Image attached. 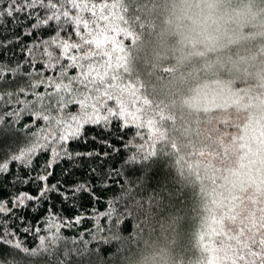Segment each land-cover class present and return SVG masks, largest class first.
I'll return each mask as SVG.
<instances>
[{
	"label": "trees",
	"instance_id": "obj_1",
	"mask_svg": "<svg viewBox=\"0 0 264 264\" xmlns=\"http://www.w3.org/2000/svg\"><path fill=\"white\" fill-rule=\"evenodd\" d=\"M7 2L0 0V7ZM171 3L172 0H111L105 8L102 43L115 73L113 83L121 93L128 90L130 95L124 100L131 105L127 110L138 112L139 104L145 114L135 122L123 114L129 125L123 131L122 122L115 119L107 131L85 126L89 135L109 139L116 151L109 149L111 155L99 162L94 157H77L71 162L79 165L73 167L75 180L94 167L123 170L133 182L129 185L133 194L126 195L124 177L113 173L106 186L97 185L94 189L98 197L95 201L86 196L78 202L64 203L52 194L51 213L48 202L35 210L29 202V209L19 211L25 217L23 226H19L17 217L6 228L9 239L4 243L12 245V264H133L140 250L159 241L161 233L170 264H219L214 248L229 231L223 225L230 221L232 209L242 203L234 194L246 192L251 186L236 187L226 178L233 170H224L231 168L239 156V162L248 163L252 160L249 152L264 146V0H230L231 6L247 7L251 13L241 25L237 24L242 37L237 31L231 36L238 34L236 39L217 44L221 48H216L217 39L214 48L200 46L195 52L178 50L177 37L169 26ZM31 23L24 16L0 19V39L8 40L7 46L0 48L4 65L11 61L14 67L17 60L23 63L34 40H47L55 34L48 29L38 33L33 30L34 36L21 35L17 41L16 35L27 31ZM235 27L229 26V30H237ZM230 34L216 36L226 39ZM34 52L39 59V50ZM24 69L45 77L58 75L57 69L46 68L42 63L34 68L24 64L21 71ZM69 75H75V70L70 69ZM217 83H228L240 97L245 93L244 105L241 98L230 103L240 108L239 113L229 115L223 110L224 102L211 108L194 105L187 99L194 87L218 91ZM13 108L21 113L18 121L0 112L7 121L6 126L0 125L4 128L0 149L9 153L26 140L24 126L32 120L28 112L21 111L22 104L6 106L3 112ZM68 110L75 112L76 106ZM229 121L233 122L229 128L237 135L228 132ZM93 147L97 145L90 139L87 144H70V148L81 151ZM131 157H136V163L127 164ZM46 158L47 153L38 156L36 162L43 163ZM69 163L56 165L49 182L62 177V169ZM13 171L23 175L28 169L10 165V171L0 177V198L8 201L17 191L35 195L31 186L15 184ZM254 190L252 187L249 197H245L249 204ZM94 211L111 215L96 217ZM78 215L80 223H75ZM117 217L122 223L114 227ZM245 238L232 240L234 252H244L241 263L251 264L253 236ZM241 239L246 244L244 250L239 247Z\"/></svg>",
	"mask_w": 264,
	"mask_h": 264
},
{
	"label": "snow or ice",
	"instance_id": "obj_2",
	"mask_svg": "<svg viewBox=\"0 0 264 264\" xmlns=\"http://www.w3.org/2000/svg\"><path fill=\"white\" fill-rule=\"evenodd\" d=\"M110 3L111 0H8L0 7V19L16 20L24 16L33 21L27 31L16 35L17 41L21 35L34 36L33 30L38 33L41 29H48L55 33L47 40H34V47L27 48L28 56L23 63L17 60L13 67L11 61L7 65L0 61V112L16 117L18 121L21 113L16 108L9 112L3 110L12 104H22L21 111L32 117L24 126L27 128L26 140L11 153L0 149V177L10 171L11 164H18L28 171L23 175L13 171V181L17 185L31 186L36 192L33 195L29 191H17L8 201L0 198V264H12V245L4 243L9 239L6 228L11 226L9 221L17 217L19 226H23L25 217L19 211L29 209V202L33 210L48 202L51 213L52 194L59 196L64 203L78 202L86 196L95 201L98 197L94 189L97 185L106 186L113 173L124 177L122 187L126 195L133 194V187L129 186L133 182L123 170L105 171L94 167L81 179L72 178L76 175L73 167L79 165L71 162L77 157H94L99 162L111 155L109 149L116 151L109 139L89 135L85 126L107 131L115 119L122 122L121 131L129 127L116 108L120 103L119 90L113 83L115 73L106 59L107 52L102 43L104 10ZM7 42V38L0 39V48H5ZM34 49L39 50V59ZM21 51H24L23 45ZM37 63L57 69L58 75L53 78L39 72L34 75L28 69L21 71L24 64L34 68ZM70 69L75 70V75H69ZM41 87L44 91H37ZM108 101H113L115 107L108 106ZM72 105L76 106L75 112L68 110ZM3 115H0V125L6 126ZM3 132L4 128L0 127V135ZM89 139L97 147L90 151L70 148L72 142L87 144ZM45 153L47 158L43 163L36 162L38 156ZM62 161L70 162L69 166L62 169V177L50 183L54 167ZM126 163H136V157L129 158ZM93 215L110 216L111 212L94 211ZM75 223H80L79 215ZM120 223L122 221L117 217L114 227Z\"/></svg>",
	"mask_w": 264,
	"mask_h": 264
},
{
	"label": "rangeland",
	"instance_id": "obj_3",
	"mask_svg": "<svg viewBox=\"0 0 264 264\" xmlns=\"http://www.w3.org/2000/svg\"><path fill=\"white\" fill-rule=\"evenodd\" d=\"M261 12L262 11H260V13ZM236 22L235 24L232 21L225 23L217 32L216 35L222 33L224 34V36L231 33L230 36L226 39L219 38L220 36H216L215 41L219 39V41L216 42L217 49L221 48L217 45L221 41H232L236 39L238 34L239 37H242V32L239 30L242 21H238L237 23ZM238 23H240L239 27L237 25ZM234 25H236V27ZM229 26L231 27V29H234L233 27H235V29L237 30L230 31ZM237 31L239 33L236 36L231 37ZM213 46L211 47L214 48ZM215 85L217 86V88H219L218 91L216 89L212 90L206 86H202L203 88L199 87L197 89L194 87L192 88L191 95H189L187 99H189V101H191L194 105H198L200 107L211 106V108L214 107L216 105L215 103L217 102H224L225 106H223V110L225 112H228L229 115H235L239 113L238 110L240 108L236 109L231 106L230 103L234 102L236 99L241 98L244 105L246 103L244 101L246 99L245 93L241 94V97L240 95H236V91L232 90L228 83H217ZM128 95H130L128 93V90H123V93H121V91H118V96L120 100V103L118 105L121 106H116V108L118 109V111H123L121 112L122 114H124L126 117L131 118L132 120H134L133 122H135V120H139L137 117H141L145 114V111L143 108H139V104L136 107V109H138V112L127 110L130 107L131 103L126 102L124 98L126 99V96ZM255 99L257 100V98ZM247 100L249 102H254L253 98H248ZM107 104L108 106L115 107L113 101H108ZM242 114L245 113L243 112ZM229 124L233 125V122L229 121V123H227L228 132L232 135H237V131H232V128H229ZM221 129H224V126H221ZM251 148L246 150L245 153L247 151H250ZM249 156L250 158L252 157V160H250L248 163H246L245 161L239 162L238 160H242V157L239 156L237 162L235 160L232 161L231 168L224 170L226 171L225 173L230 170H233L232 174L226 175V178L231 182H235V184L237 185L236 187H240V189H242L244 186H251L246 192H236L234 194V197L238 196L239 198H241L239 201L242 203H239L234 209H232L233 215L231 214L232 217L229 219L230 221L227 224L223 225V227H228V230L230 232L228 231V233H225L224 236L226 237L222 236V239L217 242L214 248L216 255L219 257V264H228L229 261L230 263L234 264H243L240 261V256L245 257V253L240 252V255L235 254V248L233 245L234 242L232 240L236 237L245 238L249 236H253L252 245L254 247V249L252 250L251 264H264V146L256 151L255 149L252 150V152L250 151ZM235 167L237 169H235ZM252 187L257 191L254 190L251 192L253 201L249 204L245 197H249L250 194L248 193H250ZM230 233L235 236H231ZM239 247L242 250L246 249V244L244 243V240L241 239V241L239 242ZM216 264H218V261L216 262Z\"/></svg>",
	"mask_w": 264,
	"mask_h": 264
},
{
	"label": "clouds",
	"instance_id": "obj_4",
	"mask_svg": "<svg viewBox=\"0 0 264 264\" xmlns=\"http://www.w3.org/2000/svg\"><path fill=\"white\" fill-rule=\"evenodd\" d=\"M250 14L247 7L231 6L230 0H172L169 26L178 50L195 52L200 46L210 48L225 23L246 20ZM133 264H170L163 233L159 241L140 250Z\"/></svg>",
	"mask_w": 264,
	"mask_h": 264
}]
</instances>
